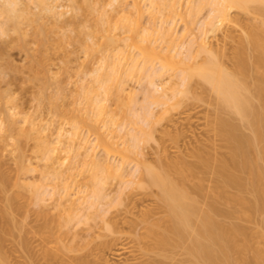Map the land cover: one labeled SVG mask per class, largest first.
I'll list each match as a JSON object with an SVG mask.
<instances>
[{
    "label": "bare ground",
    "instance_id": "bare-ground-1",
    "mask_svg": "<svg viewBox=\"0 0 264 264\" xmlns=\"http://www.w3.org/2000/svg\"><path fill=\"white\" fill-rule=\"evenodd\" d=\"M22 1L3 0L0 5V13L6 16L5 22L0 21V35L16 33L0 40V264H10L3 250L10 232H19L16 244L24 258L17 264H264V0H194L193 13L188 16L194 18L205 6L210 8L202 24L198 23L201 34L179 43L172 27H161L167 47L152 38L156 27L143 26V0H131V7L120 11L116 26L126 33L124 43L114 35H108L105 43L94 42L95 33H85L79 21L73 27L75 34L63 32L57 42L64 47L81 39L86 60L100 52L97 62L89 67L82 63L75 72L86 110L76 107V99L66 103L65 83L72 74L63 77L62 70L51 71L55 25L48 26L43 19L48 14L57 24L65 14L57 9L61 5L35 0L41 12L33 13ZM73 1L75 16L83 12L95 15V31H110L111 16L97 5L98 0ZM180 1L153 0L168 7L163 12L167 18L176 12ZM241 11L251 13L252 18L243 20ZM10 48L24 55L21 64L10 57ZM225 56L230 65L225 64ZM155 59L161 61L160 69L148 66ZM167 66L182 69L178 83L175 81L179 88L171 93L164 88L174 76L165 74ZM64 68L67 71L69 67ZM24 72L23 81L39 83L38 106L51 103L55 112L73 119L69 130L60 127L57 141L43 133L42 114L36 112L39 107L27 110L13 94L12 83ZM88 73L94 75L92 83L96 84L85 87L81 83ZM133 77L154 86L149 88V97H163L164 103L176 100L172 108L186 101L193 91L192 80L200 79L205 89L215 94L210 122L226 153L216 143L211 149L191 147L174 155L161 147L157 158L149 160L145 143L154 134L150 132L154 127L153 120L149 121L150 110L135 121L140 134L111 129L105 116L110 120L116 116L107 101L114 97L122 105L126 83ZM48 83H54L52 92H48ZM100 88L105 95L102 99L94 94ZM80 124L94 131L105 154L122 152L120 140H130L128 146L123 143L124 151L136 158V168L115 164L105 154L97 156L82 136ZM181 137L174 135L177 140ZM31 139L36 140L35 156L44 161L39 180H31L35 178L31 173L38 170L27 158L26 144ZM9 145L13 162L7 166L2 156ZM72 151L78 162L70 158ZM78 164L81 172H88L85 176L92 189L80 203L69 196L72 184L79 183L73 173ZM137 174L140 178L129 184L140 189L125 192L128 183L124 178ZM113 176L126 185L117 190L118 196L106 199L107 204L117 206L108 215L110 210L101 208L98 201L107 198L105 184ZM53 199L57 202L47 205ZM19 213L24 219L17 217ZM97 217L104 222L102 226L95 221ZM89 219L100 226L98 234L90 226L85 232L73 229L76 223ZM246 221H254L256 228ZM30 232L40 248L34 245ZM53 242L59 246L54 248Z\"/></svg>",
    "mask_w": 264,
    "mask_h": 264
},
{
    "label": "rangeland",
    "instance_id": "rangeland-1",
    "mask_svg": "<svg viewBox=\"0 0 264 264\" xmlns=\"http://www.w3.org/2000/svg\"><path fill=\"white\" fill-rule=\"evenodd\" d=\"M22 1V0H21ZM27 5H29V9L31 6V10L33 13H39L40 9L37 7L35 0H23ZM22 1V2H23ZM52 3L61 5L59 6L58 11H62L65 14H63L60 17V20L55 23L54 18L51 16L46 15L44 16V21L48 23V26L55 25V30L52 33L53 40L51 44V58H52V73H55L57 71H63V77H68L69 74L71 75V80H68V83L66 84V93H67V100L66 103L69 104L75 99L77 100L76 107L81 108L83 110L85 109V98L83 96V91L80 89L79 84L77 83L78 76L76 75V71L78 70V67L82 65V63H85L86 67L91 66L94 62H97L99 60L100 52L96 51L90 55V57L86 60L85 55L86 51L84 49V46L82 45V40L69 43L67 42L64 47L59 46L58 44V38L62 35L63 32H72L75 34V31L73 30V27L78 23L81 22V25L84 27L85 33H95V36L93 37L94 42L98 43H105L108 35H114L115 37L121 39V41L124 43V37H125V31L117 28L116 22L118 19V16L120 14V11H122L123 8H130L132 5L131 0H123V1H114V0H98V6L102 9L106 10L109 15L111 16V29L109 32H103V31H95L96 26L98 23L97 17L95 15H90L86 12L80 13L79 16H75V2L73 0H50ZM3 0H0V5ZM143 7L146 9V12L143 16V26L148 27H156L157 31L152 35V38L154 41H156L157 44H161L164 47H167V43L164 41L163 36L161 34V31L163 30L161 27H172V31L174 32V36L176 37L177 42H182L183 40L191 39L194 35L201 34L202 31H198V28L201 26L203 21L205 20V17L209 14V6H205L202 11H200L199 14L196 16L190 17L188 15H191L193 13V10L191 11V8L196 4L194 0H181L180 3H178L176 6V12L172 13L168 18L163 16V12H166L168 7L165 5H161L158 2H153V0H143ZM30 10V11H31ZM1 12V11H0ZM41 12V11H40ZM236 12V9H235ZM189 13V14H188ZM191 13V14H190ZM234 13V12H233ZM243 20L249 21V17L252 15L251 13H246L245 11H241L239 15ZM165 19V21H164ZM6 16L4 14L0 13V21L5 22ZM165 26L162 25L163 21ZM26 21V19H24ZM199 21V22H198ZM27 22V21H26ZM199 23V24H198ZM27 25V24H26ZM25 25V26H26ZM6 26V25H5ZM202 27V26H201ZM200 27V28H201ZM26 28H31V25H27ZM202 29V28H201ZM10 34L12 37L16 35V33L12 32ZM193 33V34H192ZM84 35V34H83ZM182 35H185V37H182ZM7 35H0L1 39H8ZM87 36V35H86ZM32 45H37L34 42H31ZM10 57H13L14 61L17 63H22L24 61V55L19 52L16 48H10ZM179 50V49H178ZM133 53L136 55L139 54L138 49H134ZM203 55H200L198 59L200 60V57L202 58ZM225 64L230 65L231 60L228 59L227 56L223 57ZM68 66V70L64 71V67ZM148 66L150 68H159L162 66L161 61L158 59L155 61H152V63H148ZM150 70V69H149ZM166 75H173L171 84L168 86H165V90L168 91V93H171L174 88H179L176 82L178 83V80L182 74V69H179V67H173V66H167L166 67ZM21 75H27V72L20 73V79L17 80L16 83H12L13 87V94L19 98L20 101L23 102L25 108L27 110L33 111L36 108V112L38 114H42V130L43 133L48 134L49 137L52 138V140L57 141L58 140V130L62 126L63 129L69 130L72 126L73 119L69 117V115L64 116L62 113H57L54 111L51 103H43L41 106H38V99H37V91L39 87V83H34L33 81H23V77ZM84 75V74H83ZM167 77V76H166ZM83 84L85 87L96 84L92 83L94 79L93 74H86L83 76ZM176 81V82H175ZM49 89L48 92L53 91L54 83H48ZM127 84V90L126 95L123 100V104L119 103L114 97L108 99L107 104L112 109L113 113L116 116V120H110L109 117L106 120H108L109 127L111 129H114L115 131H125V130H131L132 133H138L140 134L141 130H138L139 127H137V124L135 121H140V118L142 119L145 117V113H148V110L152 111L150 114L149 111V121L153 120L151 124L154 125L153 128H151V133L153 134V137L151 140L149 139L145 143V151L147 153V157L149 160L154 161L155 158L159 155V151L163 150L161 147H166L168 151L171 153V155H174L178 152L179 149H182L184 153L188 151V149H198L203 147H208V149L212 145L216 143L217 147L220 151H225L226 148L221 147L222 141L217 136L210 119L214 114L215 111V94L205 89L204 84L200 79L192 80V87L193 91L189 93L188 98L185 102L180 104L179 107H170L171 103L175 102L174 100H169V103H164L163 97L161 99H154L151 95L149 97L148 92L150 87H154L153 85H149V82L146 80H139L138 77L130 78V80L126 83ZM151 88V89H152ZM207 88V87H206ZM154 89V88H153ZM160 92H163V88L159 89ZM131 91V96L129 95ZM129 92V93H128ZM97 97L100 99L104 98L105 95L103 93V89L100 88L94 93ZM200 97V98H199ZM202 98V99H201ZM126 104V105H124ZM125 106V108L123 107ZM38 106V107H37ZM70 107L72 105L70 104ZM147 109V110H146ZM90 110H92V107H90ZM134 113H138L139 115L138 119L135 117ZM146 113V114H147ZM143 114V115H142ZM134 115V116H133ZM135 117V118H134ZM136 119V120H135ZM150 121V122H151ZM139 125V123H138ZM152 125V126H153ZM136 128V129H135ZM123 129V130H122ZM80 131L82 133V136H85L88 139V145L90 147L94 148V153L97 156H103L105 154L104 147H102L99 144V140L97 138V135L94 133V131L86 124H80ZM117 131V132H118ZM184 131V132H183ZM175 133H179L182 135V137L177 140L174 138ZM129 139V138H128ZM130 141V140H129ZM129 141H127V138L121 139L119 143V147H121L122 152H113V153H107L106 157H109L108 159L115 163V164H121L124 165L127 169L136 168L138 161L134 156H129L127 153H124L125 146H128ZM126 142V143H124ZM128 142V143H127ZM125 146H124V144ZM187 143V144H185ZM36 140L31 139L26 144V153L28 161H32V165L38 166V170L33 171L31 174L34 175L35 178H32L31 180L37 179L39 180L42 176L41 170L44 167V161L40 160L35 156V153L33 152L35 149ZM164 145V146H163ZM187 145V146H186ZM193 147V148H191ZM13 147L11 145L8 146V149L3 151V159L6 161V165L9 166L12 164L13 160L11 158L10 149ZM160 148V150H159ZM210 148V149H211ZM158 150V151H157ZM222 152V153H223ZM122 153V154H121ZM226 153V152H224ZM223 153V154H224ZM127 154L126 156H124ZM76 153L74 151L71 152L70 158H74ZM134 157V158H133ZM78 162L77 158H74ZM68 162L71 161L70 159L67 160ZM78 169H75L73 171L75 177L77 178L79 183H73L69 192V196L77 199V202L80 203L84 201V197L89 196V194H92V189L89 187V182L86 174L88 172H81L80 168L82 167L80 164H78ZM123 166V167H124ZM125 169V168H124ZM140 178V174H137L136 176H128L125 177L124 180L126 183H128V189H125V192H135L136 184L132 185L129 184L131 180H138ZM120 179V178H119ZM118 177H110L108 179V183L105 184L104 192L107 195V198L104 197L103 201L101 199V202L98 201L101 208H107L110 211L108 212V215H110L111 211H115L117 209L115 205L111 206L110 204H107L106 199H110L109 197H115L118 196L117 190L120 189L122 185V181H119ZM48 180V179H47ZM125 183V185H126ZM124 184V183H123ZM122 185V186H121ZM124 185V186H125ZM123 186V187H124ZM138 186V185H137ZM140 189V188H139ZM64 197H68V194L66 192H63L62 194ZM114 195V196H113ZM92 198V197H91ZM93 199V198H92ZM91 199L87 202V204L90 202ZM106 201V202H105ZM116 201V199L114 200ZM54 202H57V200H48L46 203L47 205L52 206ZM103 202V203H102ZM1 203V202H0ZM26 203V200H25ZM28 204V203H27ZM105 204V205H104ZM112 204H115L113 202ZM1 205V204H0ZM36 207V206H35ZM99 207V206H98ZM32 210V207H29ZM95 210V209H92ZM99 210V208H98ZM88 210H84L83 212H87ZM52 212L56 213L57 210L55 208H52ZM82 212V214H83ZM23 213H19L17 217L19 219H24ZM264 214V213H263ZM107 215V214H106ZM81 214H79V217ZM103 216V215H102ZM102 216L101 217L102 219ZM78 217V218H79ZM106 217V216H105ZM77 218V220H79ZM83 218V215H82ZM97 217L95 220L98 222L100 226H102V220ZM98 220V221H97ZM92 219H89L87 222H81L76 223L77 225H74V230H88L92 228L93 232L98 234L100 226L93 223L95 222ZM102 221V222H101ZM248 225L255 227L254 221L248 222ZM245 222V223H246ZM32 224H35V222H31ZM90 223V224H89ZM104 223V222H103ZM256 223V222H255ZM30 224V225H32ZM29 225V224H28ZM29 225V226H30ZM256 226L257 223H256ZM77 229H76V228ZM256 228V227H255ZM95 229V230H94ZM97 231V232H96ZM16 233V232H14ZM13 232L7 233V236H5V240L3 242V250L5 249V252L8 254V259L10 260V264H17L20 261H23L22 251L21 248L19 249L17 241L19 239V234H14ZM25 234V232H22V234ZM23 234V235H24ZM29 236L32 237V240L34 242V245L37 248H40V245L38 244L33 234L30 232L28 233ZM92 238V236H90ZM18 238V239H17ZM90 239V238H89ZM68 240V239H66ZM54 243V244H53ZM51 243L54 248L59 246V243L57 245L56 242ZM56 243V244H55ZM56 245V246H55ZM16 247V248H15ZM19 251V252H18ZM6 254V255H7ZM22 256V257H21Z\"/></svg>",
    "mask_w": 264,
    "mask_h": 264
}]
</instances>
